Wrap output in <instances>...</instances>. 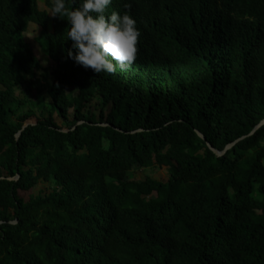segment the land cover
Listing matches in <instances>:
<instances>
[{"label":"trees","instance_id":"1","mask_svg":"<svg viewBox=\"0 0 264 264\" xmlns=\"http://www.w3.org/2000/svg\"><path fill=\"white\" fill-rule=\"evenodd\" d=\"M124 3L136 58L96 74L51 0H0V264H264V0Z\"/></svg>","mask_w":264,"mask_h":264},{"label":"clouds","instance_id":"2","mask_svg":"<svg viewBox=\"0 0 264 264\" xmlns=\"http://www.w3.org/2000/svg\"><path fill=\"white\" fill-rule=\"evenodd\" d=\"M73 6L66 7V0H51L48 14L66 18L68 31L66 40L71 47L67 56L74 63L96 74H112L116 66L123 70L133 63L140 35L136 21L125 11L106 13L112 0H72Z\"/></svg>","mask_w":264,"mask_h":264},{"label":"rangeland","instance_id":"3","mask_svg":"<svg viewBox=\"0 0 264 264\" xmlns=\"http://www.w3.org/2000/svg\"><path fill=\"white\" fill-rule=\"evenodd\" d=\"M39 6L41 9H46V4H45V0H39ZM40 27L35 23H30V26L28 28V30L26 31V39L32 44L33 50L35 51V53L37 54V56L40 58L41 62L45 65V66H49L51 65L50 60L45 56L43 49L41 48V46L38 44L36 38L37 36L40 35ZM133 176L135 179H146L147 177H151L155 180H159V181H166L168 178V171H167V167L163 166V167H152V168H147V169H143V170H137L132 172ZM51 189L48 185L47 182L44 181H40L39 184H37L36 186H34V188L30 189L29 191H20L21 195L24 196H30L31 193L33 194H37L40 191L43 190H49Z\"/></svg>","mask_w":264,"mask_h":264},{"label":"water","instance_id":"4","mask_svg":"<svg viewBox=\"0 0 264 264\" xmlns=\"http://www.w3.org/2000/svg\"><path fill=\"white\" fill-rule=\"evenodd\" d=\"M263 123H264V120H262V121L260 122V124H258V125L256 126L255 130H256L257 128H259ZM253 132H254V131H253ZM253 132H252V133H253ZM19 134H20V133H18L17 136H18ZM198 134H199L202 138L205 139L204 135H203L201 132L198 131ZM233 144H234V143H231V144L227 145L226 148H225L223 151H219V150L213 148V147L208 143V145L210 146V148H212V149H213L218 155L223 154L228 148H230L231 146H233Z\"/></svg>","mask_w":264,"mask_h":264}]
</instances>
